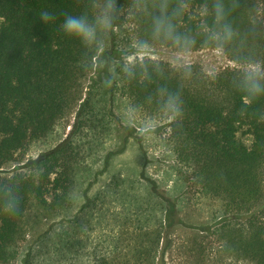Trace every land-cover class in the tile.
Returning a JSON list of instances; mask_svg holds the SVG:
<instances>
[{"label": "trees", "instance_id": "trees-1", "mask_svg": "<svg viewBox=\"0 0 264 264\" xmlns=\"http://www.w3.org/2000/svg\"><path fill=\"white\" fill-rule=\"evenodd\" d=\"M66 14L95 39L67 36ZM133 45L219 49L235 65L207 74L107 54ZM117 102L169 119L164 146L182 182L217 202L224 252L264 264V0H0V169L60 140L76 113L65 141L0 175V264L21 251L24 264H158L163 200L140 178L106 175Z\"/></svg>", "mask_w": 264, "mask_h": 264}, {"label": "rangeland", "instance_id": "rangeland-1", "mask_svg": "<svg viewBox=\"0 0 264 264\" xmlns=\"http://www.w3.org/2000/svg\"><path fill=\"white\" fill-rule=\"evenodd\" d=\"M129 27L125 25V28ZM120 48L115 47L114 53L108 49L107 54L113 61L151 59L172 67L193 64L207 74L235 65L219 49L177 51L161 45ZM98 60L101 62L102 57ZM245 69L253 70L254 67ZM91 82L88 80L86 86ZM112 111L116 117L114 132L101 152L106 160V175L119 172L125 178H140L163 200L165 237L158 253V264H246L231 258L216 239L215 231L221 222L217 202L201 197L193 185L182 182L179 165L164 146L169 134V119L142 118L126 110L121 102L115 103ZM75 115L74 110L67 118L60 140L33 146L22 163L0 169V175H9L14 169H20L25 163L55 149L67 139ZM240 139L244 144H250L249 138L240 136ZM14 264H24V251Z\"/></svg>", "mask_w": 264, "mask_h": 264}, {"label": "clouds", "instance_id": "clouds-1", "mask_svg": "<svg viewBox=\"0 0 264 264\" xmlns=\"http://www.w3.org/2000/svg\"><path fill=\"white\" fill-rule=\"evenodd\" d=\"M107 7L108 9H111L113 5L109 4ZM219 11L220 9H218V14H219ZM39 19L43 23L48 24V23L54 22L56 20V17L53 15V13L44 11L40 13ZM108 23L109 21L107 19V16H105L104 26L107 27ZM60 26L62 27L63 32L67 36L79 37L83 41L88 42V43L92 42L96 37L95 29L91 25H89L82 17H77L74 15L66 14L63 17V21L60 24ZM161 26L162 25L160 24V22H158L157 29L159 30ZM167 34L171 36V28L167 29ZM251 87L253 88V90L257 92L260 90L259 85L254 82L252 83Z\"/></svg>", "mask_w": 264, "mask_h": 264}]
</instances>
